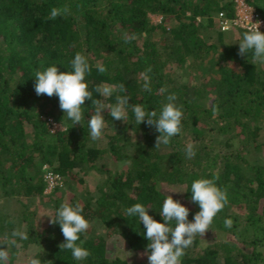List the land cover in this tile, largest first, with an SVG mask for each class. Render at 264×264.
<instances>
[{
    "label": "trees",
    "instance_id": "16d2710c",
    "mask_svg": "<svg viewBox=\"0 0 264 264\" xmlns=\"http://www.w3.org/2000/svg\"><path fill=\"white\" fill-rule=\"evenodd\" d=\"M244 1L264 20V0ZM236 4L0 0V245L9 253L7 264H30L32 258L41 264H135L133 257L110 255V239L118 237L126 251L147 257L144 226L126 209L141 203L163 223L160 211L171 195L189 208L191 221L200 210L191 202L192 182L215 176L217 186L227 189L228 203L210 226L211 243L204 246L197 235L180 264H264V64L251 52L238 55L247 28L222 30L219 13L235 18ZM64 6L69 15L47 19L53 7ZM152 15L161 21L153 23ZM77 52L91 66L85 80L92 98L82 105L80 124L67 118L58 96L34 90L36 71L53 65L70 71ZM98 65L107 70L99 72ZM149 66L151 92L141 76ZM119 85L126 91L117 88L108 97L96 91ZM162 87L167 91L161 93ZM173 93L183 110L181 132L155 148L159 133L136 123L132 105L159 115ZM118 95L129 97L125 121L107 108ZM92 100L106 106L98 140L88 127ZM51 120L63 130L54 131ZM190 142L191 159L185 153ZM109 161L124 164L110 168ZM47 172L62 182L50 192ZM91 174L102 182L92 187ZM12 201L19 205L14 213L6 210ZM65 201L80 203L90 224L80 234L91 253L84 260L59 247L65 238L59 224L50 223ZM15 230L28 238L13 237Z\"/></svg>",
    "mask_w": 264,
    "mask_h": 264
},
{
    "label": "clouds",
    "instance_id": "9594fccd",
    "mask_svg": "<svg viewBox=\"0 0 264 264\" xmlns=\"http://www.w3.org/2000/svg\"><path fill=\"white\" fill-rule=\"evenodd\" d=\"M70 13L71 10L68 6L53 7L47 19L54 20L58 16H66ZM261 23L259 20L255 23L251 22L252 26L244 32L243 38L239 42L238 55L244 56L251 52L255 61L264 64V32L259 30ZM134 38L135 36H132L129 39ZM126 42L128 41L126 40ZM70 65V71H59L57 65L49 66L43 71H36L34 73V90L37 96H58L59 106L67 118L74 124H80L83 119L82 105L86 99L92 98V92L88 90V84L85 80L86 75L91 71V66L87 57L80 52L75 54ZM106 70L103 65H98L99 72L103 73ZM151 71V66H149L141 73L144 80L143 88L148 92H151L149 75ZM117 88L120 92L126 91L123 85L97 86L96 91L104 97H108ZM165 91L167 89L164 87L160 89L161 93ZM175 100L176 95L174 93L167 96L168 102L163 105L159 115L155 110L148 111L143 104L132 105L136 123L140 125L146 122L147 126L154 127L159 133L156 137L155 148L168 145L171 138L181 132L183 110L182 106L176 105ZM92 103L96 107L94 114L88 121V127L91 138L98 140L105 127L103 111L106 106L99 100H92ZM128 103L129 97L127 95H118L116 103L107 106L110 116L115 120L125 121ZM216 111L213 109L214 114ZM62 130L63 125L61 126ZM185 153L189 159L195 156L193 143L190 142L186 145ZM218 179L219 177L215 176L211 179L201 178L192 182L191 202L198 204L200 210L195 213L191 221L188 219L189 208L179 200L173 199L171 195L166 196L160 211L163 223L150 216L148 214L149 208L141 203H136L126 209L128 216L138 217L144 226V235L149 241L144 253L147 255L148 264H180L181 258L185 255V249L193 244L195 237L197 235L204 236L210 229L214 217L228 203L227 189L217 186L216 181ZM46 191L50 192L48 189ZM82 212L83 207L80 203L77 202L73 205L65 201L57 210L55 218L50 217V223L59 224L65 238V242L61 243L59 247L71 250L72 257L77 261L84 260L91 254L88 249L82 247L84 241L80 239V234L86 232L90 227L89 221L85 219ZM224 224L225 227L231 228L233 221L226 219ZM12 236L21 239L28 238L19 230L13 231ZM8 258V251L0 245V264H7ZM30 264H41V261L32 258Z\"/></svg>",
    "mask_w": 264,
    "mask_h": 264
},
{
    "label": "rangeland",
    "instance_id": "374dc122",
    "mask_svg": "<svg viewBox=\"0 0 264 264\" xmlns=\"http://www.w3.org/2000/svg\"><path fill=\"white\" fill-rule=\"evenodd\" d=\"M236 10L237 12H242V10H244L243 8V0H237V4H236ZM152 22L153 23H159L161 21V16L158 15H152ZM231 29V28H230ZM215 38V37H214ZM51 127L54 131H58L61 130V125L58 123H55L54 125L51 124ZM124 162H115V161H109L108 162V166L110 168H115V167H119L121 168L123 166ZM103 180V178L100 175H94L91 174L89 177H87V181L88 183L94 187L95 185L101 183ZM94 185V186H93ZM78 187H81L80 185ZM73 194H70L69 197H72ZM19 205H17L15 202H11L6 210H11L13 213L17 212L16 208ZM98 230L99 231H103V233H106V230H103L102 227L98 226ZM210 233V234H209ZM202 240H203V245L207 246L209 243H211V239H212V235H211V230H208L204 236H201ZM110 251L111 254L110 255H118L124 259L126 258H134V262L135 264H148V259L147 257L144 258V256L140 255V254H135V253H131L126 251V247H125V243L123 240L119 239L118 237H113L112 239H110ZM133 262V261H132Z\"/></svg>",
    "mask_w": 264,
    "mask_h": 264
},
{
    "label": "built area",
    "instance_id": "2783aa9c",
    "mask_svg": "<svg viewBox=\"0 0 264 264\" xmlns=\"http://www.w3.org/2000/svg\"><path fill=\"white\" fill-rule=\"evenodd\" d=\"M243 8L242 12H236L235 18H228L227 14L225 12L219 13V19L220 24L222 27V30H229L232 28V26L237 25L242 28H249L252 26V23H255L257 20L261 21L260 29H264V20L261 17V15L255 11L253 8L249 7L244 1H243ZM259 29V30H260ZM52 125L55 123L51 120ZM45 180L48 184V191L53 190L57 185H61V179L59 175L54 174L53 172H47L45 175Z\"/></svg>",
    "mask_w": 264,
    "mask_h": 264
}]
</instances>
